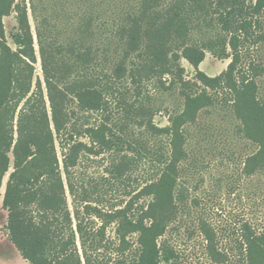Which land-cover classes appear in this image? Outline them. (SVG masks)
<instances>
[{"label":"trees","instance_id":"obj_1","mask_svg":"<svg viewBox=\"0 0 264 264\" xmlns=\"http://www.w3.org/2000/svg\"><path fill=\"white\" fill-rule=\"evenodd\" d=\"M12 13L13 47L2 22ZM110 19L108 0H0V188L9 173L2 208L8 239L26 264H183L166 235L193 211L189 177L204 163L188 146L194 135L212 132L200 121L205 113H231L234 133L256 146L243 175L264 176V0H139L116 30ZM206 53L230 62L208 77L198 69ZM133 56L137 85L176 90L182 101L167 110L165 127L153 124L158 111L148 94L126 116L143 132L114 125L108 86L124 78ZM181 59L194 68L192 81L183 78ZM38 60L42 82L35 77ZM89 113L101 114L96 126H88ZM85 151L111 159L107 177L91 191L74 178ZM146 168L149 178L130 192L131 179ZM114 193L131 198L116 202ZM200 225L210 257L227 263L212 230ZM262 246L264 233L245 225L233 264H259Z\"/></svg>","mask_w":264,"mask_h":264},{"label":"rangeland","instance_id":"obj_2","mask_svg":"<svg viewBox=\"0 0 264 264\" xmlns=\"http://www.w3.org/2000/svg\"><path fill=\"white\" fill-rule=\"evenodd\" d=\"M138 3L139 0H108L111 17L108 25H112V28L116 30V27L126 22V14L135 11ZM2 22L7 43L13 47L9 34L16 28L15 14L12 13L10 16L4 17ZM29 22L34 33V22L30 12ZM113 44L118 46L117 51L119 52V54L113 56L119 58L122 50L118 38H115ZM262 52H264V49ZM250 53L255 57L256 53L254 51ZM262 59L264 60V53ZM136 60L135 56L128 58L124 78L117 81L115 85L108 86L109 91L113 93L111 109L115 118L114 125L118 127L122 124H128L129 132L130 130L143 132L141 123L135 124L133 121L127 120L126 116L131 106L136 107L141 103H145V95L148 94L153 100V108L158 111L153 117V124L159 128L165 127L169 124L167 110L180 109L182 101L176 90L166 92H162L163 89L159 88L154 90L152 83L144 86L137 85L134 70ZM229 62V60H217L206 53L204 61L198 69L208 77H215L226 69ZM180 65L184 69L183 78L192 81L195 76L194 68L184 59H181ZM35 68V77L42 82L39 60ZM164 80L168 84L170 78L164 76ZM86 115L88 126H96L102 118L101 114L96 113ZM103 116L105 117L106 113H103ZM200 121L207 126H212L213 129L206 138H203L200 133L194 135L195 140L190 141L188 146L192 156L204 163L200 174L190 175L189 177L188 203L192 204L193 211L189 217L187 216L181 220L177 230L168 232L166 237L179 253L183 264H233L241 254L240 244L245 225L253 232L264 233V176L260 174H254L250 177L243 175V162L247 156L256 151V146L250 141L239 139L234 133L235 120L231 113L219 108V110L209 114H203ZM80 140L88 146L92 145L86 137ZM196 140H198L197 143ZM91 149L98 150L94 146ZM62 154L61 148L57 145L60 167L62 165ZM110 161L109 153L95 155L85 151L80 157L79 164L74 168V178L77 184L81 186L83 183L85 188L91 191V188L95 183H99L102 176L107 177L106 172ZM147 170L148 168L133 176L130 185L127 186L130 192L135 194L144 185V182L149 178V171ZM8 175L9 173L3 177L0 188V264H26L8 239L7 211L2 208ZM65 189L68 205L72 210L71 197L68 195L66 185ZM116 195L117 193H114L116 202L119 200L124 204L131 198L123 195L116 197ZM192 199L197 201L196 206L191 203ZM201 222H204L212 230L215 248L219 252L228 255L227 263H219L210 257L209 241L201 229ZM113 233V227H108L106 235L112 238ZM134 240L135 238H131V241ZM262 250H264V246H262ZM259 259V264H264L261 254H259Z\"/></svg>","mask_w":264,"mask_h":264}]
</instances>
